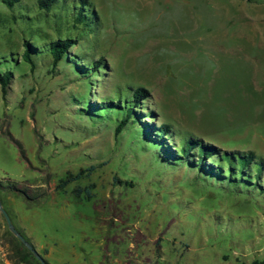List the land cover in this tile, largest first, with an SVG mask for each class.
I'll use <instances>...</instances> for the list:
<instances>
[{
  "label": "rangeland",
  "instance_id": "1",
  "mask_svg": "<svg viewBox=\"0 0 264 264\" xmlns=\"http://www.w3.org/2000/svg\"><path fill=\"white\" fill-rule=\"evenodd\" d=\"M234 3L54 0L46 11L38 0H0V70L13 73L6 95L0 83V200L48 264L264 261L261 187L241 192L191 166L172 167L134 126L116 134L121 115L100 109L144 87L150 97L140 111L171 125L175 147L192 135L264 160V91H246L260 78L232 49ZM58 38L77 44L55 64L46 44ZM87 186L91 198L74 192ZM0 264H42L1 208Z\"/></svg>",
  "mask_w": 264,
  "mask_h": 264
},
{
  "label": "trees",
  "instance_id": "2",
  "mask_svg": "<svg viewBox=\"0 0 264 264\" xmlns=\"http://www.w3.org/2000/svg\"><path fill=\"white\" fill-rule=\"evenodd\" d=\"M10 7L13 6L16 0H6ZM54 0H38V4L42 9L49 11L53 6ZM77 20L81 21L80 18ZM77 44V40L73 38H58L48 44H46L50 54L53 57L54 63L57 64L65 57L68 53L69 48ZM26 51L24 53L25 61L33 64L34 59L32 57L33 50L32 44L29 42L25 43ZM102 64V59L95 61L91 66L92 71H97L99 65ZM75 70L80 73H84L85 69L78 65H75ZM87 74V73H84ZM88 76V74H87ZM86 76V77H87ZM13 77L11 70L1 71L0 70V83L2 87L3 95H6L8 84ZM150 97V91L144 87H137L132 92V97H126L124 101L120 99H112L110 101H102L100 109L109 114V112H117L121 115L117 119L115 128L116 134H120L123 130H126L129 126H134V130L139 135L144 136L150 140L153 145H156V149L160 148V159L165 163L172 165V167L178 164H183L196 168L199 173L203 174L208 180L210 178H219L220 181L230 182L235 188L240 189L241 192H248L249 186L261 187L264 191L263 184L261 183V177L264 173V160L256 159V155L253 151L244 153L240 151H227L222 150L217 145L209 142H205L198 137L190 135L184 137L181 141L180 148L175 147L172 142V129L171 125L163 123L156 125L155 122H151L147 118L155 116V112L140 111V108H145L144 101ZM159 149V150H160ZM255 170V180L251 178V168ZM96 166H92L89 169H83L78 174L71 175L66 180L61 181L57 188L61 189L66 186L70 181L80 179L85 174H89L94 171ZM88 171V173H86ZM11 190L19 191L28 194L26 188H21L17 185H11ZM87 191L88 198H91L92 192L91 187L87 186L84 188H76L74 192L80 196L83 191ZM246 264V263H242ZM251 264H264L263 260H254Z\"/></svg>",
  "mask_w": 264,
  "mask_h": 264
},
{
  "label": "crops",
  "instance_id": "3",
  "mask_svg": "<svg viewBox=\"0 0 264 264\" xmlns=\"http://www.w3.org/2000/svg\"><path fill=\"white\" fill-rule=\"evenodd\" d=\"M233 16L235 24L231 30L235 39L232 49L241 51L240 55L249 62V67L258 76L246 91H264V0H235Z\"/></svg>",
  "mask_w": 264,
  "mask_h": 264
},
{
  "label": "water",
  "instance_id": "4",
  "mask_svg": "<svg viewBox=\"0 0 264 264\" xmlns=\"http://www.w3.org/2000/svg\"><path fill=\"white\" fill-rule=\"evenodd\" d=\"M0 208L2 210V212L4 213L6 219H7V222H8V225H9V228L11 229V231L17 236L19 237L22 242L27 245V247L35 254V256L41 261L42 264H48V262L40 255V253L34 248V246L29 242L27 241L14 227V225L12 224L11 222V219L9 218L7 212L2 208V203H1V200H0Z\"/></svg>",
  "mask_w": 264,
  "mask_h": 264
},
{
  "label": "flooded vegetation",
  "instance_id": "5",
  "mask_svg": "<svg viewBox=\"0 0 264 264\" xmlns=\"http://www.w3.org/2000/svg\"><path fill=\"white\" fill-rule=\"evenodd\" d=\"M27 246V245H26Z\"/></svg>",
  "mask_w": 264,
  "mask_h": 264
}]
</instances>
